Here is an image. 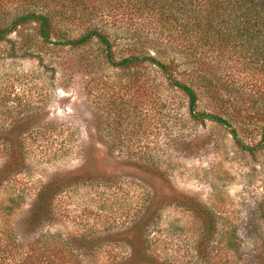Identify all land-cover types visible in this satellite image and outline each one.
I'll list each match as a JSON object with an SVG mask.
<instances>
[{
	"label": "rangeland",
	"instance_id": "374dc122",
	"mask_svg": "<svg viewBox=\"0 0 264 264\" xmlns=\"http://www.w3.org/2000/svg\"><path fill=\"white\" fill-rule=\"evenodd\" d=\"M20 2L0 0V12L17 13ZM110 29L115 59L146 47L155 55L148 46L150 39L138 38L140 34L132 31L124 17ZM26 32H33L32 25L8 37L18 43ZM28 45L37 52L34 45ZM9 46L0 42V127L28 114L37 121L26 136L21 180L14 176L0 189V204L14 191L23 197L13 205L9 218L23 242L50 233L73 241L83 239L87 246L78 250L85 255L79 264H107L125 253L126 248L114 238L128 227L135 205L149 191L156 193L154 202L159 206L148 239L150 251L160 259L197 264L193 245L199 221L172 200L182 194L212 210L220 231L237 227L240 258L233 259L236 264H256L246 259L264 255V144H258L264 125L261 74L246 69L240 58L228 53L200 64L219 86L225 107L235 114L234 120L222 114L232 122L233 136L223 125L191 117L183 94L170 88L149 63L141 66L144 76L134 82L133 67L86 66L80 57L82 48L64 47L38 57L18 52L13 57ZM96 49L91 44L86 51L93 55ZM94 71L102 79L92 91L87 77ZM206 103L201 95L197 110H206ZM105 144L111 145L108 151ZM82 145L100 149V167L115 176L110 182L72 185L55 197L56 214L51 221L33 229L25 226L39 186L55 174L77 168ZM128 161L165 171L167 181L124 164Z\"/></svg>",
	"mask_w": 264,
	"mask_h": 264
},
{
	"label": "trees",
	"instance_id": "16d2710c",
	"mask_svg": "<svg viewBox=\"0 0 264 264\" xmlns=\"http://www.w3.org/2000/svg\"><path fill=\"white\" fill-rule=\"evenodd\" d=\"M20 4L17 13L0 12V42L10 44L9 56L15 57L20 52V55L38 57L41 52L59 51L64 47L69 50L82 48L84 55L80 57L86 66L100 67L107 63L123 70L133 67L134 82L144 76L139 71L141 66L149 63L159 70L170 88L183 94L191 117L223 125L233 136L236 135L232 122L222 114L231 120L235 114L225 107L219 86L200 64L228 53V56L240 58L246 69L264 77V0H21ZM123 17L132 31L140 34L138 38L144 35L150 39L148 46L155 55L146 47L115 59V38L110 28L115 20H123ZM29 25L33 32L22 34L18 43L8 37L16 29ZM29 43L37 48V52L29 47ZM91 44L97 48L93 55L86 51ZM95 72L87 77L92 91L102 79ZM201 95L206 97L207 105L206 110L198 111ZM35 117L28 114L14 119L8 127H0L3 159L0 189L14 176L21 180L19 175L26 168V136L37 122ZM258 144H264V125ZM105 147L108 151L111 145L105 144ZM81 155V164L77 168L55 174L39 186L29 204L25 226L33 229L51 221L56 214L55 197L72 185L92 180L110 182L115 176L112 170L100 167V149L82 145ZM124 164L167 181L165 171L159 168L149 166L147 169L131 161ZM155 194L143 193L142 200L135 205L130 224L114 238L126 248L125 253L107 264H172L150 251L148 228L157 218L159 206L154 202ZM18 198L23 197L19 191H14L0 204V264L81 263V257L85 255L78 250L87 246L83 239L73 241L50 233L27 242L21 240L22 235L15 233L9 222L13 208L19 203ZM172 200L191 211L199 221L200 229L193 245L197 264H236L234 260L240 258L237 227L232 225L220 231L213 211L193 196L182 194ZM263 256L246 260L264 264Z\"/></svg>",
	"mask_w": 264,
	"mask_h": 264
}]
</instances>
